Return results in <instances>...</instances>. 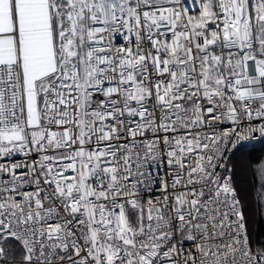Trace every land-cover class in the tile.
I'll return each mask as SVG.
<instances>
[{"label": "snow or ice", "instance_id": "1", "mask_svg": "<svg viewBox=\"0 0 264 264\" xmlns=\"http://www.w3.org/2000/svg\"><path fill=\"white\" fill-rule=\"evenodd\" d=\"M264 0H0V264H264Z\"/></svg>", "mask_w": 264, "mask_h": 264}, {"label": "trees", "instance_id": "2", "mask_svg": "<svg viewBox=\"0 0 264 264\" xmlns=\"http://www.w3.org/2000/svg\"><path fill=\"white\" fill-rule=\"evenodd\" d=\"M251 158L255 163L264 162V144L254 143V147L250 150Z\"/></svg>", "mask_w": 264, "mask_h": 264}, {"label": "built area", "instance_id": "3", "mask_svg": "<svg viewBox=\"0 0 264 264\" xmlns=\"http://www.w3.org/2000/svg\"><path fill=\"white\" fill-rule=\"evenodd\" d=\"M257 142H258V141H254V142H252V143L254 144V143H257Z\"/></svg>", "mask_w": 264, "mask_h": 264}]
</instances>
